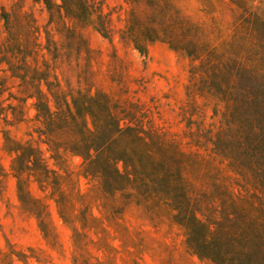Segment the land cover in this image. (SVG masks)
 <instances>
[{"label": "trees", "instance_id": "1", "mask_svg": "<svg viewBox=\"0 0 264 264\" xmlns=\"http://www.w3.org/2000/svg\"><path fill=\"white\" fill-rule=\"evenodd\" d=\"M34 1L48 12L42 27L21 6L1 13V70L17 81V90L0 77L1 150L12 157L9 168L0 160V195L11 173L22 209L37 218L51 245L46 200H53L72 232L73 264H115L117 242L123 249L139 245L120 222L131 200L150 220L178 227L186 251L203 264H264V6L214 3L227 40L213 46L199 39L209 23L205 6L193 17L177 0H124V41L143 55L162 42L190 60L180 108L192 147L186 150L181 140L147 126L138 104L114 100L95 86L87 65L73 63L91 62L87 26L113 37V20L99 0ZM161 16L171 21L170 31L192 39H162ZM73 77L76 88L69 87ZM29 101L33 117L25 112ZM29 122L31 141L12 134L10 127ZM75 157L82 161L72 170ZM81 177L90 184L85 191ZM31 182L43 198L31 194ZM124 195L129 197L121 202Z\"/></svg>", "mask_w": 264, "mask_h": 264}, {"label": "rangeland", "instance_id": "2", "mask_svg": "<svg viewBox=\"0 0 264 264\" xmlns=\"http://www.w3.org/2000/svg\"><path fill=\"white\" fill-rule=\"evenodd\" d=\"M99 1L113 20V37L109 40L92 26H87L85 34L93 52L91 62L88 65V61L84 59L77 61L74 58L73 63L82 69L87 65L95 86L111 95L114 100L138 104L147 126L181 140L184 148L191 150L192 147L186 144L189 140L186 136V124L180 115V108L187 100L186 86L189 81L190 60L162 42L152 44L147 55L141 54L120 35L128 9L125 1ZM223 2L228 3V0H214L216 6H226L222 4ZM177 3L193 17L201 14L203 6L208 4L205 0H177ZM13 4L14 6L10 7ZM16 5H27L26 12L34 13L39 26L47 23L48 12L42 2L0 0V44L6 37L1 18L2 10H12ZM4 67L0 64V77L6 80L12 91L16 92L17 81L10 79L7 73L1 70ZM83 74L82 76L86 78L87 75ZM5 96L8 94L5 93ZM25 112L29 117L34 115L30 101L25 106ZM33 126L34 123L29 122L12 126L10 130L15 137L31 141L29 134ZM1 145L0 138V160L9 168L12 157L1 150ZM40 146L48 156L46 146L43 144ZM81 161L79 157L70 159L71 169L77 170ZM88 182L84 177L79 179L80 187L84 191L90 185ZM29 190L36 198L45 196L35 182L30 183ZM126 197L129 195L121 196L120 201L125 202ZM46 202L54 226L55 237L52 245L46 242L37 218L22 209L16 178L11 173L6 175L4 191L0 195V264H38L32 257L30 249L34 250V256L43 260V264H73L72 232L59 217L56 203L51 199H47ZM120 222L129 228L131 237L139 242V245H129L128 249H123L120 242H117L118 252L113 254L115 264H203L198 257L186 251L185 238L178 227L171 226L167 220H150L146 209L136 201H129ZM15 253L26 254L29 257H22L20 260ZM92 254L104 259L95 251Z\"/></svg>", "mask_w": 264, "mask_h": 264}, {"label": "clouds", "instance_id": "3", "mask_svg": "<svg viewBox=\"0 0 264 264\" xmlns=\"http://www.w3.org/2000/svg\"><path fill=\"white\" fill-rule=\"evenodd\" d=\"M253 3L264 6V0H249V4ZM11 6H14V4L10 5V7ZM20 11H28L27 5L21 6ZM205 11L209 13V23L201 32V35L199 37L200 42L211 43L213 46H215V44L219 43L220 41H225L226 43L227 37L221 30L222 26L226 27V25H222V21L217 19L218 12L215 10L214 0H209L208 4L205 5ZM181 15H183V13H181ZM156 23L159 26L161 38L165 39L168 43H179L192 39V37L188 36L186 33L181 35L180 33L170 31L171 21L166 17H158L156 19ZM69 87H78L74 77L71 79Z\"/></svg>", "mask_w": 264, "mask_h": 264}]
</instances>
